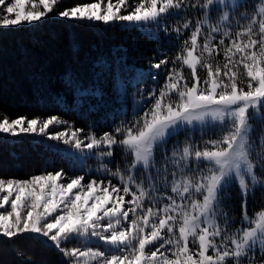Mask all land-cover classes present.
I'll return each mask as SVG.
<instances>
[{"label": "snow or ice", "instance_id": "1", "mask_svg": "<svg viewBox=\"0 0 264 264\" xmlns=\"http://www.w3.org/2000/svg\"><path fill=\"white\" fill-rule=\"evenodd\" d=\"M61 2L0 0V28L30 25L49 14L158 26L187 10L200 15L161 29L178 37L186 30L189 34L175 57L151 65L173 67L158 95L156 90L148 94L150 108L131 127L121 125L99 138L89 134L85 143L79 138L82 129L49 133L50 126L68 123L57 116L0 119V133L38 132L80 150L104 146L107 151L100 157L113 156L119 146L131 156L124 170L101 165L103 173L117 179L115 184L111 179L83 183V176L59 183L62 169L24 180L0 178V236L51 245L69 264H264V207L251 216L247 210L249 196L258 189L264 195V0L250 7L247 0H93L57 11ZM198 70L205 71L203 79ZM209 121L227 132L205 141L202 149L189 141L174 146L171 155L162 148L186 126ZM257 124L260 131L253 136ZM157 147L163 155L154 177ZM138 169L144 173L140 180ZM160 182L165 189L170 185L171 195L160 191ZM233 183L241 216L230 230L237 222L222 205L229 198L225 188ZM92 238L112 251L63 246Z\"/></svg>", "mask_w": 264, "mask_h": 264}, {"label": "trees", "instance_id": "2", "mask_svg": "<svg viewBox=\"0 0 264 264\" xmlns=\"http://www.w3.org/2000/svg\"><path fill=\"white\" fill-rule=\"evenodd\" d=\"M93 0H62L57 11L76 4L91 3ZM136 0H129L132 4ZM254 0H247L250 7ZM200 13L187 10L156 24H132L117 21L105 24L99 21H78L59 18L49 14L41 21L16 27L0 28V119L18 116L47 118L57 116L67 124L50 126L49 133L64 131L65 128L82 129L79 138L85 143L89 134L99 138L104 132H113L121 125L131 127L150 108L149 93L164 85L167 69H155L151 65L165 56L171 60L181 50L189 31L182 36L174 32L166 34L164 26L171 29L185 19L194 20ZM219 61L223 63V57ZM179 67V65H177ZM241 71H243L241 66ZM188 70L185 69V76ZM203 79L205 71L198 70ZM242 80L245 77L241 76ZM246 83V80H245ZM243 86V85H242ZM246 90V89H245ZM172 100H175L173 96ZM255 123V122H254ZM260 131L257 124L256 136ZM223 130L219 125L209 123L204 127H185L171 136L162 146L168 154L174 146H183L185 141L201 149L204 142L219 139ZM122 139L121 136L117 137ZM162 148L157 147L155 177L161 167ZM76 149L71 143L52 140L40 133H20L13 136L0 133V178L27 179L33 175L63 170L62 180L70 181L83 176V183L91 179H117L103 173V162L111 171L122 170L131 162L125 150L115 146L113 156L100 157V149H83L86 160L79 162ZM195 168L193 161L190 165ZM203 168L204 164L201 163ZM172 166H168V181L172 177ZM136 178L144 173L138 169ZM163 175V173H161ZM259 175V171H258ZM161 192L167 191L163 182L157 184ZM229 198L223 201V208L237 223L241 216V197L233 183L225 188ZM130 199V197H126ZM164 202H167L166 200ZM264 207V195L256 190L248 197L247 210L250 215ZM95 242L74 240L64 247H86ZM0 264H69L68 259L55 247L44 246L24 238L12 240L0 236Z\"/></svg>", "mask_w": 264, "mask_h": 264}, {"label": "rangeland", "instance_id": "3", "mask_svg": "<svg viewBox=\"0 0 264 264\" xmlns=\"http://www.w3.org/2000/svg\"><path fill=\"white\" fill-rule=\"evenodd\" d=\"M123 23H125V25L136 24V23H132V22H123ZM173 98L176 99L175 95H173ZM209 123H212V122L209 121V122H207V123H205V124H200L199 122H195L192 126H186V127H190V128L204 127V126H206V125L209 124ZM37 133H38V132H37ZM10 135H11V134H10ZM16 136H17V135H16ZM75 153H76L75 157H76V158H79V162H82V161H84V160L87 159L86 156L83 155V152H82V151H80V150H76ZM100 165H104V163H103V162H100V163L97 164V166H100ZM52 173H55V172H52ZM27 179H28V178H27ZM23 180H24V179H23ZM58 182H59V183H63V184H67L69 181L67 182V181H65V180H59ZM248 214H249V213H248ZM249 215H250V214H249ZM250 216H251V215H250ZM230 218H233L235 221H237V219H236L235 217H230ZM237 226H238V225H235V223H232V224L229 226V228H230V230H232V229H235ZM90 241H91V242H95V244H90L89 246H86V247H91V248H94V249H95V248H99L101 251H106V252H109V253L112 251V249H111L110 246L104 245L102 241H99V240H97L96 238H92ZM84 243H85V242H84Z\"/></svg>", "mask_w": 264, "mask_h": 264}]
</instances>
